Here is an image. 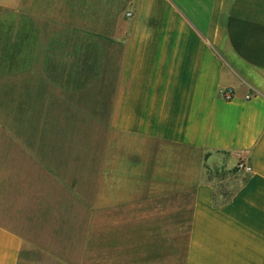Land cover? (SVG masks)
I'll list each match as a JSON object with an SVG mask.
<instances>
[{
	"label": "crops",
	"instance_id": "obj_1",
	"mask_svg": "<svg viewBox=\"0 0 264 264\" xmlns=\"http://www.w3.org/2000/svg\"><path fill=\"white\" fill-rule=\"evenodd\" d=\"M130 4L95 61L65 32L0 50V264H264V0ZM89 151L100 160L72 161ZM95 172L118 221L98 233L93 207L81 225L72 197L48 209Z\"/></svg>",
	"mask_w": 264,
	"mask_h": 264
},
{
	"label": "rangeland",
	"instance_id": "obj_2",
	"mask_svg": "<svg viewBox=\"0 0 264 264\" xmlns=\"http://www.w3.org/2000/svg\"><path fill=\"white\" fill-rule=\"evenodd\" d=\"M78 1V2H77ZM78 6H83L82 8H79L78 6V14H73V8H69V0H0V50L3 48L7 51L13 52V50H18L21 47H17L18 42L25 40L26 32L29 30L27 28L26 21H29V24H33L35 26L36 30L44 34V39H49L50 34L52 32H65L70 22L73 20H77L78 23H76L78 26L83 27H89L93 25V23H101V18L104 16L103 12H101L99 9L95 10L94 5L95 3H105V0H77ZM112 0H109V3ZM116 1V0H115ZM121 1V6H124V11L121 12L120 16L124 18H128L131 13V0H117V2ZM73 3V2H72ZM86 6V7H85ZM72 11V12H71ZM75 12V9H74ZM72 13V14H71ZM118 16V15H117ZM117 16L114 18L115 20L107 19L106 24H110L109 30L114 33L116 31L117 26ZM53 19L57 21L56 23L53 22ZM58 21H61V24L58 25ZM113 26V27H112ZM35 30V31H36ZM49 42H53L54 44H62L64 40H58V41H49L45 40L43 41L42 45H48ZM68 43V42H67ZM52 46L53 44L50 43ZM118 42L115 41V44L112 45L111 48V54H112V60L113 62L116 61L117 58V50H118ZM9 65V64H6ZM0 81L6 82V85L12 82L11 78L6 76L0 75ZM6 89L0 88V100H4L5 98H1V94L3 91L5 92ZM9 91L7 88V98H6V107L9 110V107L7 106V99ZM4 105V102L2 101V104ZM2 110L0 109V112ZM4 111V112H3ZM3 113H6V109H3ZM5 118V115H4ZM1 119V116H0ZM4 123V122H3ZM47 136L49 137V132H47ZM51 136V135H50ZM57 140L60 141V138L57 137ZM52 154V155H51ZM47 155H51L54 160H61V161H71L70 156L73 157L76 155L74 152H55V153H47ZM80 155V162H77L78 164H81L85 167L86 160L91 158L93 160H100V152L99 151H89V152H81ZM97 169H100L97 167ZM81 169H79V172ZM5 173V168L0 167V176L1 173ZM97 172H95L94 175H86L79 173L77 175V184L74 185H60L61 190L55 188L53 189L55 192H59V200L58 204H61L59 206L52 205L48 209L51 210H59L63 211L66 203L70 202L69 197H72V200L74 204L72 207L78 211V224H82L85 221V211L88 208H94V214L90 215V222L89 226L91 229V232L98 233L102 230H107L109 227V224L118 223V221H115V219L111 217H103L102 214H100V207H101V195L105 191L104 185L100 183V176L98 178L96 177ZM233 177H224L225 180L223 183L219 185L220 191L224 193H230L233 188L235 187V184L237 181L234 180ZM94 182V183H93ZM106 186V185H105ZM111 190V187H110ZM2 191H5V187H1L0 185V193H3ZM71 195V196H70ZM125 203V201L123 200ZM126 202H129L126 200ZM132 204V203H130ZM119 218V217H117ZM83 221V222H82ZM103 224H107L104 226ZM183 236H185V233H182ZM176 235V234H175ZM183 242L185 243V238H183ZM44 260V259H41ZM47 261H44V263H37V264H56L53 259H46ZM36 264V263H34Z\"/></svg>",
	"mask_w": 264,
	"mask_h": 264
},
{
	"label": "trees",
	"instance_id": "obj_3",
	"mask_svg": "<svg viewBox=\"0 0 264 264\" xmlns=\"http://www.w3.org/2000/svg\"><path fill=\"white\" fill-rule=\"evenodd\" d=\"M120 3L121 1L119 3H116L113 1L108 5L106 3L104 7L98 8L95 6V10L99 9L101 12H103L104 16L101 18V23H98V24L93 23V25L90 26V28L88 29L83 26L68 25L67 29L65 30V33L67 34V36L69 34L76 35L77 45L75 47L81 51V54H83L82 56L83 58H85L84 57L85 55L88 56V58L93 55L92 57H93V60L95 61L96 60L95 54L100 49L99 43L107 42L109 43V45L112 43V40L110 38L108 39V36L111 33V30H109L111 26L110 24L108 23L106 24L105 22L107 19L115 20L114 18H116V16L119 15V13L124 9V6H121ZM25 23H27L26 25L29 30L26 32L27 34L24 39L26 40L28 39V42H33L34 40H29L30 38L29 35H31L32 33H38L39 30L37 31L35 26H33V24H29V21L28 22L26 21ZM80 33L83 34V36L86 34L85 36L87 40L80 39L78 35ZM91 39H92V43H91ZM25 42H26L25 40L18 42L17 47H22ZM67 42H69L68 39L66 40V43ZM85 43H88V44H85ZM51 66H53V62L51 63ZM68 76L69 75H67V77ZM177 250H178V253L182 256L183 254L181 253L183 252V249L181 247H178Z\"/></svg>",
	"mask_w": 264,
	"mask_h": 264
},
{
	"label": "built area",
	"instance_id": "obj_4",
	"mask_svg": "<svg viewBox=\"0 0 264 264\" xmlns=\"http://www.w3.org/2000/svg\"><path fill=\"white\" fill-rule=\"evenodd\" d=\"M223 96H224L225 99H229L231 97V92L230 91H225ZM237 169L245 171L246 173H250V167L248 165L244 164L241 159L237 163Z\"/></svg>",
	"mask_w": 264,
	"mask_h": 264
}]
</instances>
